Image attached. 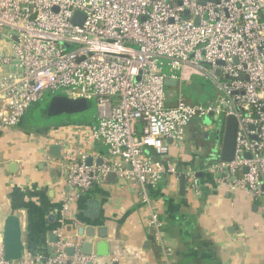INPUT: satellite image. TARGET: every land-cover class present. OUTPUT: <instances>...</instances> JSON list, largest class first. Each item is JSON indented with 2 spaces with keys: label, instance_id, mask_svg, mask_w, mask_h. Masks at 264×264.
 <instances>
[{
  "label": "built area",
  "instance_id": "1",
  "mask_svg": "<svg viewBox=\"0 0 264 264\" xmlns=\"http://www.w3.org/2000/svg\"><path fill=\"white\" fill-rule=\"evenodd\" d=\"M77 12L84 15L81 24L73 22ZM262 16L264 0H0V69L9 68L0 76V133L17 126L47 90L99 104V117L82 138H61V157L46 154L69 189L53 252L7 260L0 237V264H102L95 252L82 251L70 211L111 172L119 184L138 183L146 204L167 175L185 176L201 195L198 171L179 169L171 150L185 147L192 120L211 113L237 118L235 155L201 171L231 191L248 190L264 208ZM193 74L214 83L217 100L178 97L167 104L166 79H176L177 87ZM95 142L106 152L89 154L86 146ZM162 225L152 210V236L171 264Z\"/></svg>",
  "mask_w": 264,
  "mask_h": 264
},
{
  "label": "crops",
  "instance_id": "2",
  "mask_svg": "<svg viewBox=\"0 0 264 264\" xmlns=\"http://www.w3.org/2000/svg\"><path fill=\"white\" fill-rule=\"evenodd\" d=\"M7 71L8 67L1 68L0 76ZM29 112L30 108L17 126L0 133V237L3 240L6 218L15 214L20 218L23 255L48 256L53 252L50 235L60 226L69 189L62 172L47 161L46 154L51 155L50 146L61 138H78V132L63 129L65 124L53 125L46 132L27 120ZM97 119L81 122L83 131ZM184 146L171 150L178 167L203 170L206 154ZM86 147L92 155L106 152L101 142ZM198 177L201 195L194 194L187 184L185 194H180L181 177L167 175L150 190V204L142 200L138 183L122 185L106 180L83 193L70 215L79 223L77 231L82 225L95 227L91 239L94 251L103 240L98 230L107 228L110 253L100 255L102 264H167L149 226L152 210L163 223L165 244L172 249L171 264H264L261 203L246 189L231 191L205 173Z\"/></svg>",
  "mask_w": 264,
  "mask_h": 264
},
{
  "label": "rangeland",
  "instance_id": "3",
  "mask_svg": "<svg viewBox=\"0 0 264 264\" xmlns=\"http://www.w3.org/2000/svg\"><path fill=\"white\" fill-rule=\"evenodd\" d=\"M262 19H264L263 16ZM67 94V90L64 89L56 92L50 90L45 91L43 97L30 106V112L28 113L27 120L30 119V123L36 125L42 130L44 129L45 131H48L53 125L65 124L63 129H72V133L78 132V137L82 138L85 131H83L81 127V122L85 123L88 120L91 121L99 117L98 101L95 98L89 99L88 109L82 114H61L58 116H48L46 112L52 98L55 95L67 96ZM178 97L192 103L207 104L217 100L218 89L210 79L201 75L193 74L189 79L180 82L177 87H166L167 104L175 102ZM223 122V116L217 114L206 115L202 118H195L186 128L184 144L192 152L201 151L203 153L202 155L211 153L208 156L209 158H207L208 160L216 159L220 148V135L218 136V133L222 125H224ZM70 124L78 126L70 128L69 126L66 127ZM76 137L77 136H74V139ZM82 142L85 143L84 141ZM214 148L215 150L213 151ZM215 151L216 153H214Z\"/></svg>",
  "mask_w": 264,
  "mask_h": 264
},
{
  "label": "water",
  "instance_id": "4",
  "mask_svg": "<svg viewBox=\"0 0 264 264\" xmlns=\"http://www.w3.org/2000/svg\"><path fill=\"white\" fill-rule=\"evenodd\" d=\"M186 15L189 14L187 11ZM84 21V15L77 12L73 18V22L81 24ZM165 84L168 86H176V79H166ZM88 109V100L85 98H71L64 95H55L47 109L46 114L48 116H58L61 114H82ZM212 115V113L210 114ZM223 132L219 141V151L217 157L222 161H230L234 158L235 147H236V131L238 120L235 116H226L223 118ZM215 147V146H214ZM215 148L213 149V151ZM51 156L61 157L62 155V145L60 143H54L50 146ZM216 153V151L214 152ZM92 159H88V163H91ZM101 163V160L98 161ZM204 172H197L198 176H203ZM107 180L115 183L117 177L115 173L111 172L107 175ZM186 178L182 176L180 178V194H185L186 189ZM256 207V206H255ZM51 218V217H50ZM71 230V227H68ZM78 235L83 238L82 251L86 254H91L95 252L97 255L107 256L109 255V244L105 240L107 236V228L101 227L98 230L99 237L103 240L99 241L96 245V250L94 251V244L91 241L96 235V229L94 226L82 225L77 231ZM22 229L20 224V218L15 214H10L5 220L4 232H3V246H4V256L7 260H19L23 257L24 244L22 243ZM51 242L55 243L58 240L56 233L50 235ZM90 239V240H89ZM53 251V247L50 248ZM70 254L74 253V248H68ZM113 264H118V261H114Z\"/></svg>",
  "mask_w": 264,
  "mask_h": 264
},
{
  "label": "trees",
  "instance_id": "5",
  "mask_svg": "<svg viewBox=\"0 0 264 264\" xmlns=\"http://www.w3.org/2000/svg\"><path fill=\"white\" fill-rule=\"evenodd\" d=\"M223 118H224V117H223ZM222 132H223V125H222V127H221V129H220V131H219V133H218V136L220 135V137H221ZM209 154H211V153H209ZM209 154L207 153V154L204 156V158H202V164L204 165V167H205L208 163L218 160V157H217L216 159H214V160H210V159L208 160L207 158H209V157H208ZM212 154H213V153H212ZM180 166H182V164L179 165V169H180ZM256 201H257V200H256Z\"/></svg>",
  "mask_w": 264,
  "mask_h": 264
},
{
  "label": "flooded vegetation",
  "instance_id": "6",
  "mask_svg": "<svg viewBox=\"0 0 264 264\" xmlns=\"http://www.w3.org/2000/svg\"><path fill=\"white\" fill-rule=\"evenodd\" d=\"M214 141H215V140H214ZM214 141H213V142H214Z\"/></svg>",
  "mask_w": 264,
  "mask_h": 264
}]
</instances>
